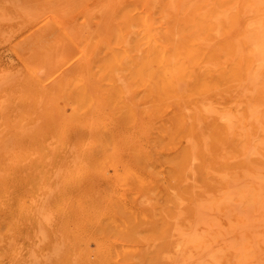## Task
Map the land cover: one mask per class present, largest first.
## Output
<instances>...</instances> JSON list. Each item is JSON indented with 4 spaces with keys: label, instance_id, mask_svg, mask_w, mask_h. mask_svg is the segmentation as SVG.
<instances>
[{
    "label": "bare ground",
    "instance_id": "1",
    "mask_svg": "<svg viewBox=\"0 0 264 264\" xmlns=\"http://www.w3.org/2000/svg\"><path fill=\"white\" fill-rule=\"evenodd\" d=\"M141 1L148 6L153 0ZM123 12L117 13L120 22L117 20L112 22L114 24L111 32L112 42L106 46L103 57L98 51V48L100 50L98 37L104 35L103 19L94 21L89 27L73 26L72 31L75 33L72 34H69L59 22L54 24V21H50L49 24L53 27L46 26L45 30L49 33L52 29H54L52 33L60 30L58 39L63 46L61 49L63 55H79L82 59L81 64H84L83 59L87 58L85 61L87 65L82 68H87L88 75L85 80L70 85L64 81L57 84L55 81L57 85L51 88L52 91L49 93L47 81L29 67L22 75L25 77L24 80L16 83L28 85L26 87L28 89L31 86L32 90L42 87L44 91L37 97L42 98L41 101H45L46 104L43 102L42 105L43 120L35 115L33 126H29L32 127L30 130L27 128V131H22L24 126L28 127L24 125L26 123L22 124L28 122L26 119L21 123L23 127L15 129L13 144L9 143L13 132L9 137H5L8 141L4 139L3 142L0 139V209L3 206L4 208L10 206L9 194L12 189L9 192L8 186L13 176L5 174L6 167L10 165L17 167L20 163H25L23 164L25 168L30 160L20 157L19 151L25 145L36 146L41 150V154L35 156L38 158L39 167L36 168L34 176L37 177L38 183H45L47 188L54 185L56 176L53 177V170L59 171L62 165L65 166L63 171L59 172L61 174L58 175L59 178L56 177L60 180V186L55 184L58 188H50L53 189L52 193L46 194L45 205L48 206L50 203L48 200H52L53 206H57V209H62V205L56 204L61 193L72 192L82 196L99 194L100 192L95 193V190L100 189L93 188L95 183L98 181L108 183L111 179L108 175L105 176L106 167L104 169L101 166L114 168L112 174L115 185L127 189L133 188L139 180L134 167L141 165L147 169L151 165L157 166L164 178L162 186L165 196L177 205L178 199H189L202 194L213 173L230 172L241 176L253 173L248 160L252 164H264V2L260 0L256 5L245 6L244 2L241 3L239 0H195L193 6L179 14L169 15L170 27H165L164 31L158 33L155 32L151 15L139 16L128 8ZM121 25L124 26V34ZM90 29L97 34V39L93 38ZM72 35L76 37L75 40L72 39ZM133 38L134 44L130 47L126 45V42ZM56 52L54 50L53 54L49 55V61H52L53 70H61L66 64L57 63L54 57ZM23 86L20 85L16 89ZM33 92L35 93L34 90L31 93ZM31 102L28 100V108ZM7 104L1 101L0 116L1 111L11 105ZM67 106L70 107L69 114L66 113L68 109H64ZM13 107L15 106L12 104L5 110L13 111ZM17 109V113L25 111L23 108ZM32 109L31 105L27 112ZM7 112L1 117L6 123L10 118V114L8 119L5 118ZM1 120L0 125L4 122ZM14 120L16 122V119ZM6 123L2 128L6 127ZM6 132L0 133V137ZM5 142L11 146L7 145L9 148L7 146L4 148ZM162 146L164 147L162 149L172 151L171 156L164 160L160 159L158 152ZM253 150L256 151L254 156L250 154ZM100 167V170L103 169L101 172L98 169ZM120 167L124 169L123 175H120ZM89 173L93 176H88ZM27 176L28 173L26 178ZM258 176L257 178H264V174ZM225 180L222 188L225 184L228 186ZM241 180L240 178V182ZM256 183L257 187L253 191L249 190L242 195L243 199L239 201V205H253L256 212L262 213L264 180ZM43 187L46 188L45 185ZM225 190L228 191L227 188ZM113 191L111 187L110 192ZM40 192L39 190V194ZM43 194L44 192L38 197L42 198ZM36 209V212L40 210ZM46 212L47 207L42 213L46 216ZM36 214L41 218L42 215ZM27 215L30 214L27 212ZM41 219L45 220L43 217ZM41 219L38 224L42 226ZM12 228L11 224L10 229ZM36 240L39 241V237ZM44 243L45 241L40 242L42 245ZM2 244L5 245L1 242L0 247H3ZM9 244L12 249L16 243ZM33 247L35 248V245ZM32 252L34 250L31 251L29 260L34 259L31 257ZM5 253L3 257H8ZM35 254L34 252L33 255ZM44 259L47 260V256Z\"/></svg>",
    "mask_w": 264,
    "mask_h": 264
},
{
    "label": "rangeland",
    "instance_id": "2",
    "mask_svg": "<svg viewBox=\"0 0 264 264\" xmlns=\"http://www.w3.org/2000/svg\"><path fill=\"white\" fill-rule=\"evenodd\" d=\"M239 1L244 2L245 6L249 4L256 5L260 2V0ZM261 2H264V0H261ZM194 3L195 0H153L151 4L146 6L141 0H0V103L2 101L3 104L11 103L10 106L12 104L15 106L13 111L7 112L10 107L7 104L8 107L5 108L7 110L1 111L2 116L7 112L5 118H10L6 123L5 119L1 120L2 116H0V120L4 121L0 125V129L3 131L7 129V132L4 131L6 133L0 139L4 142L5 137H9L13 132L10 138L11 141H9L13 144L14 136H16L14 134L15 129L21 128L22 124L26 123L24 125L28 127L25 128L23 125L24 129L22 128V131L27 128V130H30L32 127L29 128V126H33L35 115L43 120L42 105L45 101H41L42 98L37 96L41 95L44 89L36 87L37 90L33 89L35 93H31L33 87L29 86L30 89H28L26 88L28 85L25 84V87L20 84L23 87L16 89L20 86L16 83L25 78L22 75L25 71H28L29 67L40 78L47 81L49 93L52 91L51 88L56 87L59 81H64V83L70 85L87 78L88 70L85 67L82 68L87 65L85 62L87 58H84V64H81L82 59L79 55H63L61 51L63 46L58 39L60 30L57 29L55 33H52L54 29L51 33L45 30L46 26L53 27L49 24L50 21H54V24L59 22L69 34H72L74 32L72 31L73 26L79 28L89 27L92 26L90 24L94 21L103 19L104 28L102 26L103 29H101L104 35L98 37L90 29L93 38L97 39L98 37L99 39L100 50L98 48V51H100V56L103 57L106 53V46L112 42L111 32L114 29L112 22H115V20L120 22L117 13L120 14L128 8L139 16L151 15L155 32L158 33L164 31L165 27H170L169 15L179 14L188 7L193 6ZM51 10L53 13H51ZM162 17L164 18L161 19ZM123 27L121 25V31L124 34ZM177 29H175L176 32ZM75 38L72 35V39L75 40ZM133 42L134 38L128 40L126 45L130 47L134 44ZM54 50L57 51L54 54L57 63L59 62L60 65L66 64L61 70H53L52 61H49V55H52ZM41 57L43 58L40 60ZM36 97L37 99H35ZM28 100L29 102L33 101L30 103L33 107L30 112H27L31 109V105L29 108L27 107ZM7 105H4V107ZM16 105L17 108L20 110L23 108L25 111H18L17 113ZM64 109H68L67 112L64 111L69 114L70 107L67 106ZM34 111L37 113L35 114ZM27 113L30 114V117ZM20 115L21 117H19ZM33 116H35L34 119ZM14 119H16V122ZM25 119L28 122H23ZM4 123H6V127L2 128L5 125ZM2 130H0V133H4ZM7 139L5 140L8 141ZM2 141L1 144H3ZM7 145L11 146L6 143L4 148ZM253 146L255 149V145ZM1 148L3 147L1 146ZM37 148L36 146L28 147L25 145L19 151V153L21 152L20 157H23L22 159L28 158L31 160L32 158L33 160L31 162L29 160L25 168L23 167L25 163H20L17 167L7 165L8 167L5 169V174L13 176V178L10 186H8L9 192L12 189L9 194L11 197L10 206L8 208L3 206L4 209H0V236H3L0 237L2 239L0 244L1 242L5 244L0 247V256L2 257L0 264H45L46 262H48L47 264H264V212L257 211V213L253 205H239V201L243 199L242 195L249 190L253 191L257 187L258 183L256 182L264 180V178H257L258 175L264 174V167L261 166L264 164H252L248 160L252 172L257 174L254 176L253 173H246L241 176L230 172L225 174L213 173L211 178L208 179V186L202 194L194 195L189 199H178L177 205L165 196L162 186L164 178L163 175H160L157 166L151 165L147 169L141 165L134 167L138 172L139 180L133 188L128 189L115 185L116 182L112 174L114 168L101 166L104 169L106 167L104 171L107 174L103 173V175H108L111 179L108 183H102V181H98V185L95 183L93 188L94 190L100 189L95 190V193L98 191L99 194L82 196L78 193L72 194V192L61 193L56 204L62 205V209H57V206H53L52 200H48L50 202L48 206L45 205L47 202L46 194L52 193L54 188H58L55 184L60 186V180L56 177L59 178V172H62L65 166L62 165L59 171H56L58 169L55 172L53 170V177L54 175L56 177L54 178V185L48 187L49 191L46 184L38 183L37 177L34 176L36 168L39 167L38 158H35V156L38 157V153L41 154V150ZM162 148L164 147L159 148L158 152L160 153V159L164 160L171 156L172 151ZM50 151L52 153V150ZM250 154L254 156L256 151L253 150ZM101 167L98 169L100 170ZM29 168L32 170L31 175ZM119 170L120 175H123L124 169L120 167ZM24 172L25 174H23ZM90 172L93 174L92 170ZM91 173L88 176H91ZM240 178L242 179L241 182ZM224 179H226L225 182H228V186L225 184V187L222 188ZM233 183L234 185H232ZM44 185L46 188L43 187ZM111 187L114 190L112 193L110 192ZM225 188L228 189L227 192ZM18 189L21 191L19 192ZM39 190L41 191L40 194ZM24 191L26 192L24 193ZM43 192L46 198L44 196L40 198ZM58 192H61V190H58ZM226 196L229 197L226 198ZM33 198L38 202L36 203ZM42 199L46 200L43 201ZM41 206L45 210L47 207L46 213L49 216L47 214L46 216L48 218L45 213H42L45 210H42ZM248 207L251 209H247ZM36 208H40V210L36 212ZM30 209L32 213H30ZM27 212L30 214L29 216ZM33 213L34 216L32 217ZM36 213L42 215L41 218L43 217L45 220L42 221ZM39 219H41L42 226L40 223L38 224ZM45 221L48 224L44 223ZM11 224L14 230L10 229ZM255 226L259 227L256 229ZM9 232L12 236L8 235ZM34 234H39V236ZM34 236L39 237V241H35L37 238ZM7 238L10 241L12 240L9 243H16L15 246H12L14 248H10ZM13 239L16 241H13ZM43 241H45L43 244L45 246L40 244ZM8 244L9 249L7 248ZM19 246L22 248H18ZM32 249L36 254L33 255L34 252H32L31 257L41 263H37L34 259L29 260ZM4 253L5 255L8 254V257H3ZM19 253L21 254L18 258ZM46 256L47 260L44 259ZM2 259L4 260L1 261Z\"/></svg>",
    "mask_w": 264,
    "mask_h": 264
}]
</instances>
